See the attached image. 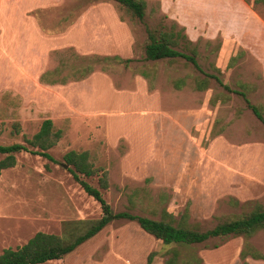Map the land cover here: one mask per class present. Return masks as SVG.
<instances>
[{"label": "rangeland", "instance_id": "rangeland-1", "mask_svg": "<svg viewBox=\"0 0 264 264\" xmlns=\"http://www.w3.org/2000/svg\"><path fill=\"white\" fill-rule=\"evenodd\" d=\"M251 1L146 0L138 20L112 0H0V144L24 143L46 118L61 132L48 150L55 162L22 151L1 171L0 253L37 231L63 235L64 223L100 216L62 160L69 150L88 151L106 171L113 212L173 224L186 216L203 231L264 207V123L234 92L264 117V6ZM170 22L184 28L202 71L182 58L144 59L146 27ZM86 64L92 72L70 75ZM55 68L65 82L40 79ZM246 244L262 257H243ZM174 247L183 262L264 264V229L176 246L115 219L40 264H145L149 254L150 264H165Z\"/></svg>", "mask_w": 264, "mask_h": 264}, {"label": "trees", "instance_id": "trees-1", "mask_svg": "<svg viewBox=\"0 0 264 264\" xmlns=\"http://www.w3.org/2000/svg\"><path fill=\"white\" fill-rule=\"evenodd\" d=\"M121 5L133 18L142 20L145 16L146 0H112ZM249 2L250 0H245ZM253 7L258 5L264 6V0H252ZM147 42L144 47V59L161 60V59H177L182 58L189 62L194 68L202 71L196 59V50L189 47V41L186 39L183 27H177L175 22L161 23L156 27H146ZM120 59L117 56L97 57L90 56L88 60L98 61L100 59ZM128 60H125L127 62ZM92 72V66L86 64L81 68L73 70L70 75L78 78ZM214 78L223 88H230L223 84L219 77L215 74H207ZM67 76L55 68L45 71L41 74L40 79L44 82L56 83L65 82ZM183 84L182 80H175L173 85L180 88ZM196 89L201 90L206 87L205 80H197ZM233 91V90H230ZM240 94L246 106L251 110L254 116L264 123V117L260 109L252 104L243 92L234 91ZM61 136L60 130L52 128L50 119H44L39 129L25 142H13L11 144H0V174L3 169L12 167L15 164V154L19 152H29L39 155L48 161L56 160L49 153V149L53 147ZM62 160L68 167L72 178L79 184L82 190L95 201L98 202L101 214L97 219L91 221L77 220L64 223L66 231L63 235L37 231L25 243L17 247H6L0 253V264H40L50 260L61 259L64 255L73 251L87 239L96 235L110 221L115 219H127L135 221L138 226L145 232L153 235L164 244H175L176 246H191L203 243L209 238L243 235L251 236L254 232L264 229V207L255 204L250 211L233 216L229 219L217 223L210 229L199 230L186 223V216L181 217L175 224L173 220L153 219L147 216L138 215L129 211L113 212L110 205L103 197L102 191L108 188L106 171L102 168L94 166L90 161L89 153L86 150L76 151L69 150L62 155ZM96 177L97 186L90 184L87 179ZM246 248L241 251L243 257L249 255L252 258H261L262 255L255 250L250 244H246ZM170 255L166 258L165 264H196L200 260L195 256H189L183 262L179 258L178 250L174 247L168 252ZM152 254H149L145 264H150ZM243 264H248L244 262Z\"/></svg>", "mask_w": 264, "mask_h": 264}, {"label": "water", "instance_id": "water-1", "mask_svg": "<svg viewBox=\"0 0 264 264\" xmlns=\"http://www.w3.org/2000/svg\"><path fill=\"white\" fill-rule=\"evenodd\" d=\"M66 166V165H65Z\"/></svg>", "mask_w": 264, "mask_h": 264}]
</instances>
